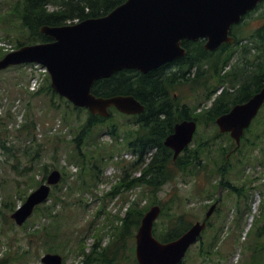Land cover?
Masks as SVG:
<instances>
[{
	"label": "rangeland",
	"instance_id": "rangeland-1",
	"mask_svg": "<svg viewBox=\"0 0 264 264\" xmlns=\"http://www.w3.org/2000/svg\"><path fill=\"white\" fill-rule=\"evenodd\" d=\"M20 1L0 0V40L9 43L11 48L16 46L18 40L23 39L24 34L25 38L28 37V30L21 23L19 17ZM53 8V6L50 7V9ZM263 24L264 3L249 13L243 22L235 27L234 33L241 41L232 45L230 49L219 51V53L222 52L220 57H217L216 54L213 56L215 61L220 58L219 65H224L225 58L230 56L221 75L228 74L233 69L235 75L231 76L232 78L237 80L247 78L251 73L249 71L251 63L249 66L246 64L252 58L255 60L261 58L256 47H252L251 53L247 55L243 52V47L253 41L252 35ZM252 43L254 44V42ZM3 51L4 48L1 47L0 52ZM176 68L173 64L169 68V72ZM34 75H38L41 84L45 83L44 69L35 65L9 68L0 72V114L11 107L16 116L14 121L8 123L7 128L1 127L0 130L1 143L11 146V150L0 147V259L7 255L9 256L7 264H43L42 256L51 252L62 254L64 264H84L85 256L81 253V245L85 246L86 252L90 251L95 243L103 248L107 247L116 232L114 226L119 227L118 225L121 224L117 216L124 217L128 207L134 201H138L142 206L147 204L151 206L154 203L151 204V194L144 186L127 189L120 184L123 175H127L131 179L142 174L140 166H133L138 159V153L127 148L125 140L126 129L131 123L130 117L114 111L115 114L111 119L121 130V135L117 139L108 132L109 125L105 123L103 127L98 125L86 142L81 141V152L84 151L87 154L85 158L90 157L92 150H95L96 154L103 153L108 157L107 161L100 165L99 173H97L99 177L91 178L86 173L81 177L84 170L80 158L82 155H76L78 148L74 139L81 130L80 124L87 119L89 111L85 108L75 109L71 102L59 96L52 97L50 92L31 97L27 90L32 85L30 80ZM193 75H195V70ZM220 81V76L216 75L211 77L210 88H206L204 85L194 88L182 85L176 92L185 99H189L190 104L198 105V111H200L202 107L210 106L213 103V98L225 86L230 85H221L217 94L209 99L212 89L215 90ZM53 102L56 103L57 108L53 106ZM26 117L37 119V141L33 144H30L31 140H26L25 134L21 136L20 140L16 135L17 129ZM200 130L207 136H214L218 133V126L208 123ZM263 132L264 106L242 139L239 150L228 158V164L223 162L224 166L219 162L213 168L212 163L209 169H201L198 176L180 175L176 182L166 183L157 194L158 197L152 194L153 197L160 200L161 204H157L163 205L166 209L165 213L161 212L156 221L160 230L166 229L169 213H182L186 210L191 212L189 218L194 223L203 219L210 206L216 200L221 199L217 210L212 215V225L208 226L203 232L202 238L187 253L185 259L188 264H249V260H252L255 252L258 251L259 246L254 234L256 230L253 233L250 232L256 227L255 220L261 216V207L264 201V164L261 165L264 160V152L260 150V144L257 147H252L249 140H255ZM231 138L229 134L219 136L211 156L218 154L217 147L220 145L230 147ZM95 139H98L97 144L101 152L96 150ZM27 144H30V148ZM195 144L196 142L192 146ZM38 148H40L39 154ZM209 153L210 151H207L204 160L209 159L207 157ZM111 154H113V158H110ZM250 156H253L251 163L248 162ZM23 167L30 168V171L23 174L18 173L16 168L22 169ZM54 168L61 170L64 174L63 178L67 177L65 182L61 181L54 189L56 198L53 196L47 202V204L54 205L52 210L53 214H56V218L45 216L39 212L29 219L26 228L24 225L18 226L11 221V213L24 200L16 194V189L20 186L24 188L23 192L28 191L29 194L33 187L30 186L32 182L29 184L28 180L35 179L34 182L44 180L45 175L47 176ZM223 169L228 171L227 177L233 183H245L251 187L248 188L250 191L249 200L245 201L242 198L243 222L238 229L234 226L237 194L226 188H219L213 193L215 197L208 196L213 192L216 181L222 177ZM86 178L88 180L84 184ZM40 183L38 182V185ZM117 186H119L118 193L110 194ZM259 219L260 222H264V215ZM52 221L53 225L61 223L60 230L52 227L54 234H58L56 239L50 240L46 230H44L41 239L30 235L34 230L43 228L44 225ZM218 231H220L221 241L209 254L207 251L212 237ZM136 232L137 229L133 236H129L121 262L112 261L111 264H139L136 256ZM202 240L204 244H202ZM118 244L120 243L118 242ZM51 245L56 249L50 250ZM91 264L96 263L92 262Z\"/></svg>",
	"mask_w": 264,
	"mask_h": 264
},
{
	"label": "trees",
	"instance_id": "trees-1",
	"mask_svg": "<svg viewBox=\"0 0 264 264\" xmlns=\"http://www.w3.org/2000/svg\"><path fill=\"white\" fill-rule=\"evenodd\" d=\"M125 1L126 0H21L20 8L18 9L19 17L21 23L28 30V37L25 38L24 34L22 37L25 39L18 40L16 47L27 43L52 40L50 36L40 31L43 25H63L75 22L76 20L82 21L87 18L100 17L106 15ZM51 6L54 8L50 9ZM252 40L250 44L248 43L243 47V52L247 55L251 53L252 47H256L261 59L255 60V58H252L246 64V66H249L251 63L249 67L251 73L243 80L232 78L235 75L233 69L230 70L228 74L221 75V71L229 61L230 56L225 58L224 65H219L220 58L216 61L213 60L215 54L217 57H220L222 52L219 53V51L230 49L232 45L223 44L216 51H210L205 48L204 39L196 41L185 39L183 40V45L187 48V54L185 57L178 58L174 61L173 64L177 68L170 72L166 70L170 64L147 73H142L135 69H123L111 77L102 78L95 82L92 89L96 95H134L146 106V110L141 115L130 116L131 123L128 124L125 133L127 148L139 154L133 166H140L142 174L139 177L135 176L131 179H129L127 175H123L120 179L121 185L125 186L127 189L136 186H144L151 194V204H161L160 200L157 198V194L166 183L172 181L176 182L177 177L180 175L198 176V172L201 169H209L212 163L213 168L216 167L219 162L228 164L227 162L229 159L227 154L235 147L234 140L231 138L232 144L228 148L225 145L218 146V154L211 156L212 151H214L213 147L217 145V138L221 136L222 133L218 132L214 136H207V134L203 133L200 129L208 123L216 124L218 116L228 112L235 104L248 100L264 85V24L252 35ZM252 42H254V44ZM3 55L4 52L0 54V57ZM22 66L24 65L15 66L14 68ZM194 70L195 75L192 76ZM216 75L220 76L221 81L216 85L215 90L212 89L209 99L213 98V95L217 93L221 85H230L223 88L210 106H200L202 107L200 111H198V105L190 104L189 99H185L176 92L182 85H188L192 88L204 85L206 88H210L211 77ZM44 92H50L52 97L59 96L52 88L49 75L46 76L45 83L36 91H29V95L32 97ZM53 106L57 108L55 102H53ZM59 108H61V106H59ZM74 108L81 109L77 107ZM113 115L114 114L110 117H103L88 112L87 119L80 124L81 130L78 132L74 141L78 148L76 155H82L80 158L84 170L81 173V177L84 173L91 178L99 177L97 173H99L100 165L108 159L103 153L96 154L95 150L91 151L88 159L85 158L87 154L84 151L81 152V141L86 142V139L96 127L98 125L99 127H103L105 123L109 125L108 132L117 139L121 135V130L118 125L112 121L111 118ZM124 116L127 115L124 114ZM189 118L196 119L200 125L195 137L197 145L195 144L194 146L187 147L184 152L175 159L172 149L167 147L164 141L166 137L174 131L177 122ZM14 119V114L8 109L6 114L0 116V130L2 129L1 127L7 128L8 123L14 121ZM36 128L37 119L35 117H26L25 121L17 129V138L20 140L21 136L25 134L27 136L26 140H31L30 144L36 143ZM248 131L249 128L246 130V133ZM94 141L97 147L96 150L101 152L97 144L98 139ZM249 141L252 147H257L258 144H260V150L264 152V132L260 133L255 140ZM95 143L93 142L94 146ZM30 144H27V146L29 147ZM0 147L11 150V146L1 143V140ZM56 151L58 150L56 149ZM207 151H210V153L207 155L209 159L206 161L204 160V156ZM37 152L38 154L40 153V148L37 149ZM110 158H113V154L110 155ZM252 158L253 156L248 158L249 163H251ZM240 160L243 161V159ZM261 163V165H263L264 160H262ZM16 169L18 173L21 174L30 171L28 167ZM95 170H97V172H95ZM227 172L228 171L225 169H223V172L221 171L222 177L216 181L213 192L208 194V196L215 197L213 193L219 188H226L232 193L237 194L234 226L238 229L243 222L242 198L245 201L249 200L250 191L248 188L250 186L245 183H233L232 180L227 177ZM65 180H67L66 176L63 178V182H65ZM87 180L88 178L84 180V184H86ZM34 181L35 179L28 181L29 184L32 182V184H30L31 187L37 185L41 180H36L37 183ZM19 185H21V183H19ZM118 187L119 186H117L115 190H112L110 194L116 195L118 193ZM23 189L24 188L20 186L16 189V194L19 195L21 199H25L28 193V191L23 192ZM152 194L157 197H153ZM59 198L61 199V196H59ZM53 206L52 204H45L44 206L39 205L37 207V212H41L43 215L51 218L54 217L55 219L56 214H53ZM149 206L150 204L142 206L138 201H134L131 203L130 207H128L124 217L117 216L121 224L118 225L119 227L114 226L116 232L111 243L108 244L107 247L103 248L98 243H95L91 250L86 252L85 246L81 245V253L85 256V258H83V263L91 264L95 262L96 264H111L112 261H116L117 263L121 262L123 253L126 251V246L128 245L129 236L131 237L134 235V231L139 226ZM162 207L163 214L166 209H164L163 205ZM261 209V216H263L264 201ZM169 214L167 215L166 229L160 230L157 223L154 229L155 235L163 241H170L179 237L192 224L189 218L191 212L185 210L182 213L172 212L170 215ZM260 217L255 220L256 227L250 232L253 233L256 230L254 234L259 248L251 258L252 260H249V264H264V222L259 221ZM53 221L44 225L43 228L34 230L30 235L41 239L44 230H46L47 237L50 240L56 239L58 234H54L52 231V227L54 226ZM111 223H113L112 220ZM208 225H212L211 219ZM25 227H27V225ZM53 228L60 229L59 226H54ZM123 241L124 243H122ZM220 241V231L215 232L207 253L211 254ZM118 242L120 244H118ZM202 244H204L203 240ZM53 249L56 248L51 245L50 250ZM8 257L9 256L1 259L0 264H7L9 261ZM182 264H188L187 259H185Z\"/></svg>",
	"mask_w": 264,
	"mask_h": 264
},
{
	"label": "water",
	"instance_id": "water-1",
	"mask_svg": "<svg viewBox=\"0 0 264 264\" xmlns=\"http://www.w3.org/2000/svg\"><path fill=\"white\" fill-rule=\"evenodd\" d=\"M262 0H127L110 13L73 24L44 25L41 31L52 41L23 45L0 59V70L10 65L40 63L47 67L52 86L60 95L92 113L110 115V107L128 114H138L145 105L134 95L98 96L94 83L123 69L143 73L158 69L187 54L184 39L205 38L210 50L222 43H234L231 28ZM264 105V86L245 102L237 103L217 118L221 132H230L241 145L245 130ZM198 123L184 119L175 125L165 144L176 158L193 141ZM58 169L32 192L12 217L23 224L35 207L46 201L51 185L61 180ZM215 202L206 219L193 223L176 239L162 241L154 234L155 221L161 213L153 205L143 216L136 233V255L139 264H180L187 251L196 243L213 214ZM46 264H62L61 254L48 253Z\"/></svg>",
	"mask_w": 264,
	"mask_h": 264
}]
</instances>
